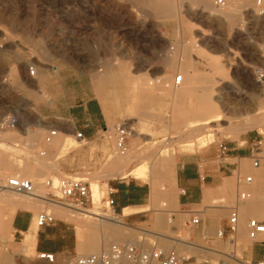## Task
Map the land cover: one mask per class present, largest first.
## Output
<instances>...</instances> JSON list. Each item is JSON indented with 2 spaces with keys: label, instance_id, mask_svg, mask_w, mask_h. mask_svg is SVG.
<instances>
[{
  "label": "rangeland",
  "instance_id": "1",
  "mask_svg": "<svg viewBox=\"0 0 264 264\" xmlns=\"http://www.w3.org/2000/svg\"><path fill=\"white\" fill-rule=\"evenodd\" d=\"M168 1L174 4L175 12L170 19L158 15L152 9L154 7L150 6ZM211 1L214 4V0ZM230 1L232 0H228L221 11L227 9ZM197 3L199 0H0V126L12 114L26 118V113L12 109L11 106L20 101L27 102L28 88H33L37 93L39 67H48L51 70L53 67L57 68L56 76L63 80L65 89L80 90L87 96H95L106 116L104 129L99 135L101 155L97 168L85 169L74 175L60 174L58 164L64 160L66 152H78L86 145L73 140L62 147L58 144L59 139H63L60 134L54 136L50 143H46L50 130H44L40 132L39 146L33 139L23 146L21 138L15 142L18 143V148L15 147L14 150L0 144V177H16L9 175L2 167L5 158L18 169L19 176L31 181L36 192L49 200H57L59 197L55 185L61 179L87 182L90 195L94 189L101 191H98L101 194L96 205H91L88 198L83 210L95 209L96 213L109 214L115 219L121 212L116 207L114 195L110 193L118 182L134 181L144 185L148 192L146 205L128 209L130 215L121 219L124 225L118 227L110 222L102 223L81 215L78 218V214L73 212L40 204L39 209L29 210L34 216V223L37 215L44 212H48L55 222L44 228L36 226L35 239L15 234L10 226L4 231L0 230V262L7 256V264H47L38 257L40 254L50 253L55 255L53 264H70L76 257L95 255L113 245L125 246L131 245V242L147 251L159 248L167 253L173 250L180 259L179 264L254 262L248 254L250 247L245 250L251 244L247 223L255 218L264 220V180H260L263 189L260 188L259 194L254 192L255 176L251 185L245 184V178L254 172L251 161L240 164L242 173L238 190L252 194V199L239 208V227L242 223L245 231L242 237L239 235V227L234 237L218 236L224 227L219 222L229 219V208L235 204L236 174L229 197L218 190L206 204L213 210L209 216L182 213L170 201L157 198L159 200L156 202L155 198L156 194L169 192L170 182L173 181L170 175L173 170L176 173L180 159H196L201 167L209 163L213 165L218 160L217 157L221 156L220 144L228 148L232 142L246 138L256 139L264 150V142H261L264 139V128L251 129L237 135L226 133L225 128L229 124L241 122L244 119L242 116L225 118L219 123L210 124V128L190 132L191 127H185L169 118L166 107L169 105L168 101H158L153 105L142 104V111L139 113L124 112L121 107H125L124 99L127 94L122 82L112 78L128 71L136 86L152 81L150 79L158 73L166 72L170 80L172 78L170 82L173 85L174 77L179 74L180 62L184 60L181 52L188 47L191 57L198 62V71L220 80L226 102L234 105L241 98L249 101L259 95L258 88L264 86V11L255 8L253 2L249 10L238 15L239 18L234 17V20L228 21L218 18L216 13L204 12ZM214 7L220 9L215 5ZM174 53L176 65L165 67L166 57L175 56ZM215 61L222 66L223 74L215 73ZM30 68L34 71L33 76L29 74ZM26 78L33 86L27 85L29 87L26 88L23 82ZM90 85L95 88L94 95L90 94ZM157 93L156 96L160 99V93ZM213 96L217 97L215 93ZM186 103L188 106L189 100ZM29 114L42 121L33 108ZM140 114H145L147 118L140 120ZM164 117L168 118L170 125L165 126L162 123L161 119ZM118 128L127 132L128 151L124 156H120L115 148ZM109 129L113 143L104 136ZM11 131L14 132L11 128L3 130L0 142L7 143L5 134ZM197 141H202L201 147L197 145ZM239 145L242 146L241 143ZM66 148L69 150L66 151ZM109 152L112 153L108 157ZM131 152L137 158L132 163L129 162L130 173L107 178L111 159L115 155L124 158ZM169 155H172V159L164 160V156ZM262 166L264 167V162ZM137 170H144L145 175L134 176L133 171ZM38 186L41 188L38 189ZM110 200L114 202L111 207ZM246 207H250L253 213L245 216ZM61 212L71 216L70 220L58 218L57 215ZM158 214L172 220L171 224H167L166 219L163 220L162 223L167 229L154 227ZM193 219H198L200 223L193 225ZM141 230L152 233H138ZM155 234L185 240L192 246L190 248L185 243L176 246L169 242L170 239L162 241L155 238ZM91 245H95L96 250L86 252ZM200 250L210 253L203 254ZM259 250L264 254V248ZM235 258H240L242 263L235 261Z\"/></svg>",
  "mask_w": 264,
  "mask_h": 264
},
{
  "label": "crops",
  "instance_id": "2",
  "mask_svg": "<svg viewBox=\"0 0 264 264\" xmlns=\"http://www.w3.org/2000/svg\"><path fill=\"white\" fill-rule=\"evenodd\" d=\"M54 71L57 73L58 69L51 70L48 67H39L40 79L36 83L37 93H35L33 88H28L26 91L27 102L20 101L17 104H12V109L16 108L26 113V118L24 119L18 114L9 116L8 119L14 118L16 123L11 128L14 131L10 132L12 135L11 143L7 142L4 145L14 150L15 147L18 148V143L15 142L19 138L22 139V145L26 146L27 142H30L32 138L30 136H33V134L40 136V132L44 130L56 131V135L60 134L65 141L63 139L58 141V144H61L62 147L70 144L73 140L86 145L78 152H66V157L58 164L59 173L74 175L85 169L93 170L99 165L101 155L99 135L104 129L106 116L95 96H87L80 90L65 89L63 80L57 78ZM23 82L26 84V88L29 87L27 85L33 86L27 78ZM90 87V94L94 95L95 88L92 85ZM32 108L42 121L36 120L29 114ZM77 134H81L82 137L77 138ZM104 136L106 140L111 142L110 129L104 133ZM39 142L40 139L35 141V144L39 146ZM256 142L257 140L252 138L232 142L227 148L228 153L223 157L218 156V160L216 159L213 165L209 163V165L205 164L201 167L200 162L196 159H180L176 167V173L173 170L171 175L173 181L170 179L169 192L167 193L169 198L167 200L178 206L182 213L199 214L201 216L211 215L213 210L206 204L218 190L224 196L229 197L234 174L237 175V193L241 186L240 173L242 171L240 170V164H247L251 160ZM261 142L263 143L264 139ZM240 143L242 146L239 145ZM68 150L69 148H66V151ZM261 150L264 154V150L262 148ZM111 153L109 152L107 156L109 157ZM253 170L254 172L250 176L256 177L254 192L259 194L260 188H262V182L259 179L262 178L264 180V167L261 165L258 169ZM110 195H114L116 207L121 213L124 209L144 207L148 198L145 186L134 181L118 182L116 188L111 189ZM29 212L20 210L15 212L9 223L11 225L10 229L15 234L25 235L27 239H35L36 225L34 216ZM226 223V219L219 222L223 226ZM248 248V254L254 262L264 261V254H261L259 250V248H264V245L251 243L246 250Z\"/></svg>",
  "mask_w": 264,
  "mask_h": 264
},
{
  "label": "bare ground",
  "instance_id": "3",
  "mask_svg": "<svg viewBox=\"0 0 264 264\" xmlns=\"http://www.w3.org/2000/svg\"><path fill=\"white\" fill-rule=\"evenodd\" d=\"M227 1L228 0H226L224 6L226 5ZM253 2L255 5V8L260 9L261 11H264V6L258 7L255 4L254 0H253ZM253 2L250 0H243V1H238V2L232 0V1H230V4L228 5L227 9L222 10V11H221V8L224 6L218 7L220 9H216L214 7L215 4H212L211 0H199V3H197V4H199L202 7L203 11L206 13H209V14L216 13V16L218 18H223L225 20L231 21V20H234V17H238V15L242 11L249 10V8L252 6L251 3H253ZM173 5L174 4L172 2H169V1L150 4L151 7H154L152 9L155 12H157L158 15L165 16L169 19L172 18L174 13H175ZM236 20H237V18H236ZM229 26H230V24H229ZM190 52L191 51L188 47H185L181 52V54L184 57V60L182 62H180V65L178 67L179 74L177 75V76L182 77V83L179 85L180 87H178L174 84V79L177 76L174 77L173 85H172L170 82L172 80V78L170 80V76L168 74H166V72L158 73V74H156L155 77L150 79L152 81H149L147 79L149 82L145 81V83H143V84L139 83L136 86H134L136 83L135 84L132 83V78L130 77L131 75L129 74L128 71L127 72H121L117 75H114L112 78H114V79L116 78L122 82L124 90H125L124 92H126L125 94H127L125 99H124V100H126V102L123 100L125 103V107H121L122 111L139 113V111H142V104L153 105V104L157 103L158 101H162L163 103H164V101H168L169 105L166 106L165 104H163V106L167 107L168 113L170 114L169 118L174 119L176 121V123H181L185 127H191V130H189L190 132H194V131L196 132V130H203V129L210 128V124L217 123V122L219 123L220 120H223L225 118L229 119V118H236V117H242V116H244V119L241 122L236 123V124H229L228 127L225 128L226 133H228L230 135H237L239 133H242V132H245V131H248L251 129H263L264 128V86L258 88V91L260 94L257 95L255 98H252L249 101H243V99L241 98V100H239L237 103H235L234 105H231V104H229V102L225 101L224 94H223L224 88H223L220 80H215L214 78L208 76L206 73L199 72L197 67H196L198 62H196L191 57L192 54H190ZM174 55H175V53H174ZM164 63H165V67H167V68L173 67L174 65H176V55L175 56H173V55L167 56ZM53 69H56V68L53 67ZM213 69H214L216 74H220V75L223 74L222 66L219 65L218 61L214 62ZM38 73L40 74V72H38ZM33 75H34V72H33ZM212 76H214V75H212ZM130 85H131V87H130ZM117 90H116V92H117ZM121 91H122V88H121ZM157 92L160 93V96H161L160 99H158L156 96ZM214 93L217 96L215 98L213 96ZM119 95H121V94H119ZM122 95H123V93H122ZM237 99H239V98H237ZM187 100H189L188 106L185 105V104H187L186 103ZM147 115H149V114H147ZM139 118H140V120H143V119L147 118V116L145 114H140ZM161 120L165 126L170 125V121L168 120L167 117H164ZM117 131H118V129H117ZM223 132H224V130H223ZM226 133H224V134H226ZM134 136L136 137L137 135L135 134ZM5 137H6V141L8 140V142H9L12 138V135L10 132H8L5 134ZM30 137L33 138L32 141H37L38 139H40V136L34 135V134H33V136H30ZM30 137H28V138L30 139ZM182 137H179V138H182ZM63 141H64V139H63ZM118 141H119V137H118V135H116L115 148L119 152L120 156H124L125 153L128 151L127 147H125L124 152L121 151L118 148ZM10 142H9V144H10ZM111 143H113V140L111 141ZM196 143L200 147L203 144L202 141H197ZM0 144L4 145L5 143L0 142ZM116 154H118V153L116 152ZM120 156L115 155L111 159L110 164H109L110 169L108 170V177L107 178L110 179V177L123 176L125 174L130 173L129 172V166H131V165L129 164V162L131 161V163H132V160L137 158V156H134L133 152L128 153V155L124 158L120 157ZM169 159H172V155L171 156L169 155L168 157L164 156V160H169ZM142 160H143V158H142ZM2 167L4 168V170L9 175H14L17 178L24 179V178H22V176L18 175V173H17L18 169H15L14 166L10 163V161H8L5 158L2 161ZM13 170H15V172H12ZM24 172H25V170H24ZM133 173H134V176H138V177L145 175L144 170L133 171ZM260 179H259V181H260ZM56 186H57V184L55 185V188H56ZM37 188L39 189V188H41V186H38ZM97 188H99V187H97ZM98 191H97V189H94L92 192V195H90V189H89V198H90L91 205H94L97 202L98 196L101 194V193L98 194ZM99 192H101V191H99ZM34 194H35V197H28V196H24V195L12 193V192H3L0 195V205H1V209H0V230L4 231V230H6V228L11 226V225H9V223H10V220L12 218V215L15 212H18L19 210L20 211L36 210V209L40 208V204H46L48 206L59 207V208H62L63 210H65L67 212H73L75 214H78V218H79V215H81V216L90 218L92 220L98 221V222L100 221L102 223L110 222L112 224L117 225V227L121 226V225L123 226L124 223H122L121 219L130 215V213H128V209H124L122 211V213L120 214V216L115 219L109 214L106 215V214H101L99 212L96 213L95 209H94L95 212L91 211V208H90V210H83V208L70 209V208L63 207V206L61 207L60 205L58 206L57 204L50 202L49 199H47L45 196L38 194L35 190V186H34ZM157 198H159L160 200H167V198H169V194H167V193L166 194L164 193L161 195L156 194L155 200ZM159 199H157L156 202ZM251 199H252V195H251ZM250 200H248V201H250ZM239 208H238V212H239ZM45 211H47V210H45ZM44 213H46V212H44ZM250 213H253L252 209H250V207L244 208V215L245 216L250 215ZM57 216H58V218L62 217L65 221H69L70 220L69 217H71L67 213H63V212L59 213ZM164 219H166L167 224L172 223V220L170 218H168V217L164 218L160 214H158L156 216V219H155L154 227L155 228H161L163 230L167 229V227L165 225H163V223H162ZM72 221H74V220L72 219ZM160 223H162V224H160ZM35 224H36V220H35ZM238 227H239V221H238ZM238 227H237V230H238ZM244 232H245L244 226L242 225V223H240L239 235L242 237L244 235ZM138 233L147 235V234L152 233V232H149L147 230H141ZM155 235L157 237H155L153 235L152 236L159 239V240H162V241H168V240H166V238L170 239L169 242L174 243L176 246H180L183 243H185L186 245L188 244L190 248L192 246L191 243L185 242V240L181 241L178 239L168 237L164 234H155ZM78 237H80V236H78ZM115 244H116V242H115ZM131 245H135L134 242H131ZM249 245H251V244H249ZM238 246H239V244H238ZM157 249H159V248H157ZM246 249L247 248H245V250ZM95 250H96L95 245H91L90 247H88V249H86V252H94ZM200 251L203 254H209L210 253V252H207L204 250H200ZM210 251L216 252L215 250H210ZM8 258L9 257L4 256L3 260L0 262V264L9 263ZM234 260L239 262V263H242L240 261V258H235ZM10 264H11V262H10Z\"/></svg>",
  "mask_w": 264,
  "mask_h": 264
},
{
  "label": "built area",
  "instance_id": "4",
  "mask_svg": "<svg viewBox=\"0 0 264 264\" xmlns=\"http://www.w3.org/2000/svg\"><path fill=\"white\" fill-rule=\"evenodd\" d=\"M258 7L264 6V0H254ZM226 0H214L217 7L224 6ZM33 70L29 69L30 76H33ZM182 83V77L177 76L174 79V84L179 86ZM15 119L10 118L3 122L0 126V135L4 129L13 128L15 126ZM56 135V131H50L46 138V143H50L51 139ZM117 135L119 137L118 148L125 151L127 132L125 129L118 128ZM81 134H77V138H81ZM220 155L223 157L228 153L227 148L220 144ZM251 166L253 169H258L264 162V154L261 150V143L257 142L254 145V150L251 156ZM244 182L250 185L253 182V177L248 176ZM49 186V183H47ZM59 197L57 200H49L50 202L61 205L70 209L82 208L89 198V185L87 182L73 179H61L57 182L55 188ZM3 192H12L28 197H35L34 185L31 181L20 179L17 177L1 178L0 177V195ZM251 199V194L248 192H240L239 190L235 196V204L229 208L230 216L222 231L218 233L219 237L228 235L234 237L237 233L239 212L238 208L246 201ZM110 207L114 205L113 200L109 201ZM264 207V200H263ZM37 228L47 227L55 222L54 218L49 213H41L36 217ZM198 219H193V225L199 224ZM248 239L251 243H259L264 245V220L250 219L247 223ZM39 260L47 264L55 262V255L50 253L40 254ZM180 259L175 251L164 253L160 249L144 250L138 245H113L108 250L102 251L95 255L76 257L70 264H179ZM250 264H264L263 262H252Z\"/></svg>",
  "mask_w": 264,
  "mask_h": 264
}]
</instances>
